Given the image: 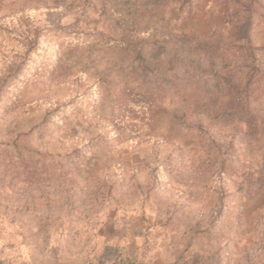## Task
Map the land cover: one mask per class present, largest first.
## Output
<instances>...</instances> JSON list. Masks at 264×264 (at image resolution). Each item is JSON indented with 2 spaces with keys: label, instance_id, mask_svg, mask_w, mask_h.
<instances>
[{
  "label": "rangeland",
  "instance_id": "obj_1",
  "mask_svg": "<svg viewBox=\"0 0 264 264\" xmlns=\"http://www.w3.org/2000/svg\"><path fill=\"white\" fill-rule=\"evenodd\" d=\"M113 2L0 5V79L29 41L43 43L0 88V264H119L99 260L106 244L137 264H264V0H168L153 12L142 1L133 38ZM162 28L188 43L168 39L162 66L146 70ZM90 35L136 50L68 43ZM200 42L218 44L217 71L242 87L254 67V134L198 68L209 66ZM125 89L167 113L122 130Z\"/></svg>",
  "mask_w": 264,
  "mask_h": 264
},
{
  "label": "trees",
  "instance_id": "obj_2",
  "mask_svg": "<svg viewBox=\"0 0 264 264\" xmlns=\"http://www.w3.org/2000/svg\"><path fill=\"white\" fill-rule=\"evenodd\" d=\"M6 0H0V5ZM114 2V12L117 14L118 22L117 26L122 28L125 33H128L129 37H135L139 35L140 30H134L136 27V22L134 21L135 16L142 11V5L139 3L142 1H149L150 11H159L160 5L168 3V0H113ZM189 1V0H185ZM148 7V10H149ZM159 12L155 13L154 16L158 18ZM1 29V28H0ZM163 29V28H162ZM5 31V30H3ZM2 31V32H3ZM163 41L159 43L155 53L151 56L153 63H147V68L149 66H155L153 70L161 67L160 59L164 57L167 53V42L168 39H174L176 37L177 41L181 43H188V38L183 33L182 35L171 34L167 32L165 34V29L161 32ZM68 43H73V47L80 46V43L84 44H107L111 47H118L122 50H136L134 46L123 39L121 40H105L102 38H95L92 35L88 36L85 42H77L72 40ZM197 50L206 53L209 61V66L207 68H202L200 64L198 68L202 72L210 73L219 79L220 83L225 87V97L229 99L226 112L231 115V117L238 118L248 126V131L254 134V119L252 114L246 107V100L250 92V86L254 84V67L251 68L249 72L248 82L242 87L235 79L233 71H228L226 75L220 74L216 69V59L219 54L218 44L214 42H200L196 47ZM43 49V43L41 42L39 36H36L33 40L29 41L25 48L24 53L16 62V64L10 67L8 76L5 79H0V88L2 85L8 81V79L17 77L20 71L23 70V66L29 63L31 57L34 53H38ZM142 52V49H140ZM159 76H163V73H159ZM157 98L150 93L135 89H125L119 97L116 99L114 107V121L116 126H119L122 130L135 131L138 126L143 125L146 122H154L158 119L161 114H166L167 111L161 106L157 105ZM172 124L180 125L186 128L190 127L188 119L185 114H174L172 116ZM151 125V124H150ZM252 135V134H251ZM100 261L107 263H119V264H137L140 259L137 253H130L127 249L115 245L106 244L103 246Z\"/></svg>",
  "mask_w": 264,
  "mask_h": 264
}]
</instances>
